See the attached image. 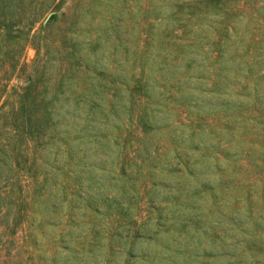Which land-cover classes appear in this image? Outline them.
<instances>
[{"label": "rangeland", "instance_id": "374dc122", "mask_svg": "<svg viewBox=\"0 0 264 264\" xmlns=\"http://www.w3.org/2000/svg\"><path fill=\"white\" fill-rule=\"evenodd\" d=\"M0 264H264V0H0Z\"/></svg>", "mask_w": 264, "mask_h": 264}]
</instances>
